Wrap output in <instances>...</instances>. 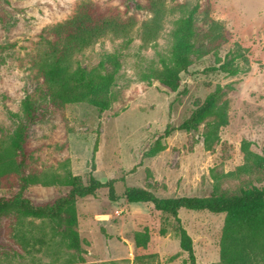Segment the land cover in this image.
Masks as SVG:
<instances>
[{"label":"rangeland","instance_id":"1","mask_svg":"<svg viewBox=\"0 0 264 264\" xmlns=\"http://www.w3.org/2000/svg\"><path fill=\"white\" fill-rule=\"evenodd\" d=\"M86 2L102 11L115 9L130 23L126 35L107 34L76 55L88 69L107 54L118 56L121 69L112 88V105L103 112L87 103L51 108L29 130V180L24 183L15 172L10 175L13 184L1 179L0 197L14 196L24 186V195L33 203H51L69 191V174L86 183L92 172L102 182L113 179L120 198L110 200L108 189L102 188L77 199L80 252L70 249L55 221L10 217L0 234V264H189L174 218L149 203H130L123 193L133 186L162 198L204 197L213 193L216 181L230 195L243 187L264 186V169L228 176L245 163L243 141L257 153L264 146V0H167L169 11L158 25L132 0H0V44H15L0 53V158L8 160L25 98L38 97L34 61L43 47V30L70 19ZM197 2L203 9L209 7V16L225 27L229 41L219 56L223 58L237 41L248 49L250 70L236 76L206 72L216 57L194 56L177 91L158 81L149 85L143 75L160 67V57L174 44L171 30L182 15L180 5L190 8ZM198 18L204 20V13ZM217 87L222 92L215 111L226 112V125L215 126L216 113L196 129L164 136L167 128L186 122ZM158 140L163 150L148 156ZM179 217L193 239L196 264H223L225 213L181 209ZM145 227L151 239L146 248H138L134 235ZM163 227L166 235L159 232Z\"/></svg>","mask_w":264,"mask_h":264},{"label":"trees","instance_id":"2","mask_svg":"<svg viewBox=\"0 0 264 264\" xmlns=\"http://www.w3.org/2000/svg\"><path fill=\"white\" fill-rule=\"evenodd\" d=\"M134 7L152 14L153 23L158 25L169 11L167 0H146L141 3L132 0ZM175 3L178 0H168ZM182 15L173 22L171 30L175 40L168 55L160 57V67L153 68L143 79L152 84L158 81L172 91L180 88L182 74L188 73L193 64V57L203 58L210 54L216 57L215 65L204 69L206 72H222L229 76L247 73L250 70L248 49L239 42H234L224 57L219 56L220 48L228 43L224 25L209 16V7L203 9L201 2L192 7L180 5ZM130 8V6H129ZM204 13L205 19L199 21L198 15ZM130 23L112 8L102 11L92 7L91 3H81L75 14L68 20L42 32L44 40L41 52L35 59L37 69L36 80L39 82L38 97L28 96L23 102V116L14 129L9 145V157L0 158V182L13 184L10 175L17 173L25 182L29 158V130L31 125L41 120L51 108L62 109L68 104L87 103L100 112L108 110L112 105V88L121 69L119 58L115 54H107L99 64L85 68L79 64L76 55L92 46L107 34L126 35ZM14 43L0 44V53L13 48ZM110 66V68H108ZM222 92L217 87L178 128H167L164 136H169L174 130H193L205 122L215 111L217 101ZM43 101L45 103H43ZM226 112L218 115L216 127L227 124ZM206 137L205 143L207 144ZM251 143L243 141L245 163L232 171L228 176L252 175L264 169V146L262 153L250 149ZM158 140L146 154L154 156L163 150ZM97 151V142L94 153ZM6 165V168H5ZM114 180L102 182L92 172L84 183L80 176L69 174L67 185L69 191L51 203L35 204L24 195V186L11 197H0V234L10 217L49 218L55 221L70 249L82 250L78 231L76 201L80 198L93 196L102 188L108 189V197L117 201ZM15 184H17L15 182ZM123 197L130 203H149L157 211L171 215L177 224V234L180 247L188 253L189 264H196L193 239L182 225L179 211L208 210L214 213H225V221L220 242V259L223 264H264V186L243 187L235 194L221 191L220 182L214 183L212 194L204 197L180 196L162 198L151 190L129 186ZM161 235L167 234L166 228L160 229ZM151 239L150 229L145 227L134 235L138 248H146ZM142 259V257H138Z\"/></svg>","mask_w":264,"mask_h":264}]
</instances>
